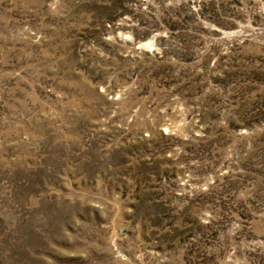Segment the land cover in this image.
<instances>
[{
	"label": "rangeland",
	"instance_id": "obj_1",
	"mask_svg": "<svg viewBox=\"0 0 264 264\" xmlns=\"http://www.w3.org/2000/svg\"><path fill=\"white\" fill-rule=\"evenodd\" d=\"M0 264H264V0H0Z\"/></svg>",
	"mask_w": 264,
	"mask_h": 264
},
{
	"label": "trees",
	"instance_id": "obj_2",
	"mask_svg": "<svg viewBox=\"0 0 264 264\" xmlns=\"http://www.w3.org/2000/svg\"><path fill=\"white\" fill-rule=\"evenodd\" d=\"M174 36V38H176L177 40H178V42H180L183 38H182V34L181 33H176L175 35H173ZM170 51V50H169ZM178 53H182V51H184L183 49H182V47H178ZM176 51V52H177ZM173 52V51H172ZM171 53V52H170Z\"/></svg>",
	"mask_w": 264,
	"mask_h": 264
}]
</instances>
